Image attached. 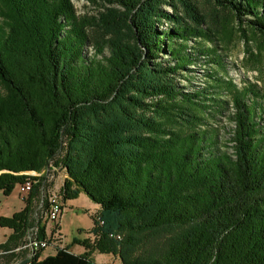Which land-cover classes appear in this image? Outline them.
<instances>
[{
    "label": "trees",
    "instance_id": "16d2710c",
    "mask_svg": "<svg viewBox=\"0 0 264 264\" xmlns=\"http://www.w3.org/2000/svg\"><path fill=\"white\" fill-rule=\"evenodd\" d=\"M105 1L119 9L102 15L110 39L88 58L72 0H0V190L10 195L44 170L25 207L0 217L12 230L0 264H97L94 251L122 264H264V95L248 87L235 98L233 153L221 149L218 133L199 127L215 91L173 80L195 55L223 60L211 48L186 51L208 35L197 6ZM213 1L264 39V0ZM54 167L65 174L64 203L84 194L99 206L95 238H74L82 254L65 246L40 258L28 235L48 237Z\"/></svg>",
    "mask_w": 264,
    "mask_h": 264
},
{
    "label": "rangeland",
    "instance_id": "374dc122",
    "mask_svg": "<svg viewBox=\"0 0 264 264\" xmlns=\"http://www.w3.org/2000/svg\"><path fill=\"white\" fill-rule=\"evenodd\" d=\"M192 2L197 6L200 17L205 20L202 26L208 35L204 38L199 37L187 41L188 48L186 51H194L192 47L198 49L211 48L213 51L216 50L223 60L220 64H211L209 61L207 62L208 59H204L205 56L195 55L196 60L190 62L191 64L186 66V70H181L179 75L174 76V84L183 88L184 91L193 92L212 87L211 89L215 91V94L212 95L216 99L207 102L211 105L206 107V112L203 113L205 120L203 125L199 127L201 130L208 129L218 133L221 149L233 153L230 138L235 126L232 119L235 112V98L239 94H243L248 87H253L264 95V39L248 27H245V30L240 29L231 13L217 7L213 0H192ZM72 4L78 20L85 22L87 26L89 39L84 47V54L88 58H94V56L101 58V55L97 54L98 49L104 47L110 39L109 30L104 26L101 17L103 14L109 13V8H118V6L108 4L105 0H72ZM163 8L169 13H173L170 5L166 4ZM0 9H2L1 4ZM180 13H182V9H180ZM1 14L0 12V22L3 23L4 17ZM182 15L189 20L187 15ZM168 23L167 19H162L161 22L157 23V26L160 30H165L169 27ZM126 33L128 34V32ZM103 55H109L107 47H105ZM170 63L173 64V62ZM161 99V96H149L146 101L154 103ZM260 101L264 103V99ZM149 115L152 116L153 113L149 112ZM199 115L202 117V113ZM33 173L35 176L37 172ZM43 173L44 170L38 176L40 177ZM64 177V172L59 169L56 170L55 174L51 171L47 180L50 183L51 192L60 191ZM16 187V192L10 195H5L0 190V217L12 216L25 207L21 200L24 199L26 202L31 190H23L20 185ZM60 201L64 210L67 206L62 195ZM83 201V198L78 199L73 203L74 206L67 207L64 215L62 212L56 222L49 221L48 218L44 219L46 220L48 235H55L58 231L61 236L58 241L53 239L51 246L42 250L41 254L45 256L47 253L56 252L59 247L74 246L75 237L94 240L95 234L92 232L95 218L92 215L94 209L88 207L90 203ZM84 204L86 207H82ZM41 206L42 203H38L36 218L39 217L38 211L39 215L41 214ZM61 218L63 231L60 227ZM8 231L9 228L0 225V243L5 239V234ZM89 232L93 235H90ZM80 248V246H75L76 251Z\"/></svg>",
    "mask_w": 264,
    "mask_h": 264
},
{
    "label": "built area",
    "instance_id": "2783aa9c",
    "mask_svg": "<svg viewBox=\"0 0 264 264\" xmlns=\"http://www.w3.org/2000/svg\"><path fill=\"white\" fill-rule=\"evenodd\" d=\"M54 170H57L56 167H54ZM54 174V172H52ZM33 172H31V176H33ZM38 176V173H35L36 177ZM23 190H31V187L33 186V180L32 177H29L27 181L20 185ZM61 199V193L60 191H53L50 192L49 198H48V203H49V208L48 211L45 213V218H48L49 221L56 222L59 220L61 213L63 212V206L60 201ZM100 224H103V221L100 220ZM32 229L31 231H33ZM61 234L57 231L55 235L46 237L45 239H38V238H33L32 237V232L29 233L28 237L30 239V245L32 248H37V243H44V249H47L51 246L52 240L55 239V241H58L60 239ZM120 238V236H117ZM119 264V263H118Z\"/></svg>",
    "mask_w": 264,
    "mask_h": 264
},
{
    "label": "crops",
    "instance_id": "0c3cea01",
    "mask_svg": "<svg viewBox=\"0 0 264 264\" xmlns=\"http://www.w3.org/2000/svg\"><path fill=\"white\" fill-rule=\"evenodd\" d=\"M16 190H17V187L15 188V190L12 192V194H14L15 192H16ZM84 199V203H90V204H88L89 206L88 207H90V208H93L94 209V211H93V213H92V215L99 209V206L97 205V204H95V203H93L92 201H90L84 194H80V196L78 197V198H75V199H71V200H67L65 203H66V206L67 207H71V206H74L73 205V203H75L78 199ZM82 202V203H83ZM21 203H26L25 201H24V199H22L21 200ZM23 207V206H22ZM65 207V206H64ZM67 207H65L64 208V210H63V215H64V212H65V210H66V208ZM82 207H86L85 206V204H84V206H82ZM63 215H62V217H63ZM60 227H61V230L63 231V228H62V218H61V222H60ZM12 233V230L11 229H9V231L8 232H6V234H5V239L2 241V242H4L7 238H8V236L10 235ZM64 233V232H63ZM90 233V232H89ZM90 235H93L92 233H90ZM94 237V236H93ZM75 246H80L81 248H80V250H78V251H76L75 250ZM70 249L73 251V252H75V253H77V254H82V253H84L85 251H86V248L84 247V246H82V245H80V244H75L74 246H71L70 247ZM50 254H55V252H52V253H47V255H43V254H41V257L40 258H44V257H46V256H48V255H50ZM91 256L94 258V260L96 261V263L97 264H122L121 263V261L119 260V256H117V255H114V254H111V253H100V252H97V251H94L92 254H91Z\"/></svg>",
    "mask_w": 264,
    "mask_h": 264
},
{
    "label": "bare ground",
    "instance_id": "6f19581e",
    "mask_svg": "<svg viewBox=\"0 0 264 264\" xmlns=\"http://www.w3.org/2000/svg\"><path fill=\"white\" fill-rule=\"evenodd\" d=\"M33 251L44 249V243H37V248H32Z\"/></svg>",
    "mask_w": 264,
    "mask_h": 264
}]
</instances>
